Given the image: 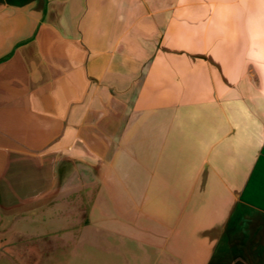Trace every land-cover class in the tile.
Segmentation results:
<instances>
[{
	"label": "crops",
	"instance_id": "crops-1",
	"mask_svg": "<svg viewBox=\"0 0 264 264\" xmlns=\"http://www.w3.org/2000/svg\"><path fill=\"white\" fill-rule=\"evenodd\" d=\"M89 182L129 264H264V0H0V206Z\"/></svg>",
	"mask_w": 264,
	"mask_h": 264
},
{
	"label": "rangeland",
	"instance_id": "rangeland-1",
	"mask_svg": "<svg viewBox=\"0 0 264 264\" xmlns=\"http://www.w3.org/2000/svg\"><path fill=\"white\" fill-rule=\"evenodd\" d=\"M94 192L93 182L73 183L49 203L45 193L6 201L0 206V264H129L127 244L135 241L129 234L111 229L107 218L86 223ZM31 220L46 230L25 227ZM49 223L70 228L50 230Z\"/></svg>",
	"mask_w": 264,
	"mask_h": 264
}]
</instances>
